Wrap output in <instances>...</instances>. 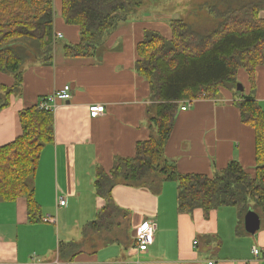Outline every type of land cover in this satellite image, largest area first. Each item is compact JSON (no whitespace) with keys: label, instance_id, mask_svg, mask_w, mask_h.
<instances>
[{"label":"crops","instance_id":"0c3cea01","mask_svg":"<svg viewBox=\"0 0 264 264\" xmlns=\"http://www.w3.org/2000/svg\"><path fill=\"white\" fill-rule=\"evenodd\" d=\"M62 3L53 0L52 55L24 61L20 88L0 109L1 147L21 134L22 110L71 86V99L56 100L54 139L44 145L34 177L40 217L29 220L25 197L0 199V264H203L207 259L264 264V217L259 212L261 227L254 234L247 232L244 219L241 224L240 206H220L208 214L200 208L182 212L177 185L170 180L162 181L159 192L119 181L112 199L125 212L131 240L88 244L90 234L85 237L83 229L105 204L95 186L99 170L110 172L118 157L135 156L137 142L153 132L150 83L135 67L138 44L149 30L170 39L171 19L145 4L119 22L94 54L68 56L65 45L79 43L80 27L64 20ZM259 15L264 18V10ZM237 76L243 90L221 86L215 97L179 103L165 144V156L179 172L213 177L237 160L255 174L254 129L241 120L237 102L253 95L264 109V65L257 66L254 84L243 68ZM16 83L15 73L0 70L1 86L15 89ZM93 104L105 105L104 113L91 117ZM184 104L186 110L181 109ZM61 197L65 205L58 204ZM48 216L55 221H45ZM145 218L155 220V240L139 252L133 249L134 231ZM241 225L244 234L239 232ZM71 241L82 243V248L72 260L62 259L59 247ZM253 247H260L259 256Z\"/></svg>","mask_w":264,"mask_h":264},{"label":"trees","instance_id":"16d2710c","mask_svg":"<svg viewBox=\"0 0 264 264\" xmlns=\"http://www.w3.org/2000/svg\"><path fill=\"white\" fill-rule=\"evenodd\" d=\"M62 14L69 24L80 27V41L65 45L68 56H88L122 20L135 14L146 0H62ZM214 18V27L183 18L170 20L172 37L145 32L138 44L136 70L151 87L149 120L153 132L136 144L133 157H118L110 172L99 170L97 194L105 204L83 234L111 231L125 212L114 203L112 189L119 181L159 192L163 180L174 181L178 208L206 214L220 206H240L241 224L249 208L264 217V109L253 95L237 105L241 120L254 129L255 174L237 160L215 176L181 173L165 156V144L173 132L179 103L185 99L215 97L221 86L237 88V72L245 69L255 83L257 66L264 65V0H211L199 5ZM53 0H0V70L15 73L16 87L0 85V109L22 83V66L29 57L49 58L53 50ZM54 111L38 104L20 112L21 134L0 147V199L25 197L28 218L40 217L34 177L41 151L54 139ZM240 233H245L242 225ZM106 240V242L111 241ZM82 243L62 242L59 255L72 260Z\"/></svg>","mask_w":264,"mask_h":264},{"label":"rangeland","instance_id":"374dc122","mask_svg":"<svg viewBox=\"0 0 264 264\" xmlns=\"http://www.w3.org/2000/svg\"><path fill=\"white\" fill-rule=\"evenodd\" d=\"M211 0H146V5L151 9L162 11L164 19L169 21L172 18L184 17L187 21L192 23H202L206 25L204 29H210L214 27V18L211 15L201 14V11L206 9L199 6L200 3ZM208 13V12H207ZM238 78V76H237ZM238 78V84H239ZM238 90V89H237ZM120 223L112 228L111 231H101L88 233L90 245L104 244L106 240L119 239L122 241L131 240V232L128 228L127 217L119 216ZM264 222V219H263ZM259 231V230H258ZM260 248V247H259ZM261 250V249H260Z\"/></svg>","mask_w":264,"mask_h":264},{"label":"built area","instance_id":"2783aa9c","mask_svg":"<svg viewBox=\"0 0 264 264\" xmlns=\"http://www.w3.org/2000/svg\"><path fill=\"white\" fill-rule=\"evenodd\" d=\"M61 37L62 35L59 34ZM71 86L69 84L64 85L63 88L55 91L54 93L43 97L38 105L40 108L48 109L54 111L56 108V100H69L71 99ZM182 110L187 109V105L181 106ZM105 105L93 104L89 107V114L91 117H97L101 113H104ZM59 205H65L66 200L64 197H61L59 200ZM45 221H55V218L52 216H48L44 219ZM155 232H156V223L152 218H145L139 226L134 231V241H133V249L144 252L149 249V247L154 243L155 240ZM197 243V241H195ZM261 253L258 247H253V254L255 256H259ZM203 264H218L215 259H207Z\"/></svg>","mask_w":264,"mask_h":264},{"label":"water","instance_id":"95a60500","mask_svg":"<svg viewBox=\"0 0 264 264\" xmlns=\"http://www.w3.org/2000/svg\"><path fill=\"white\" fill-rule=\"evenodd\" d=\"M238 90H243V86L237 84ZM244 224L247 232L254 234L261 227V216L253 208H249L244 217Z\"/></svg>","mask_w":264,"mask_h":264}]
</instances>
